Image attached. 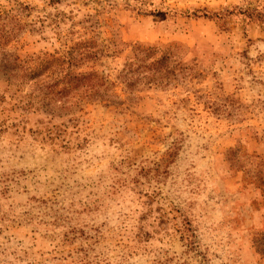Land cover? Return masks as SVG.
<instances>
[{"label": "rangeland", "instance_id": "1", "mask_svg": "<svg viewBox=\"0 0 264 264\" xmlns=\"http://www.w3.org/2000/svg\"><path fill=\"white\" fill-rule=\"evenodd\" d=\"M18 2L30 10L6 27L20 28L10 51L90 41L96 58L71 72L103 82L42 103L43 76L0 71V264H264V0H0V12ZM134 44L167 55L128 85Z\"/></svg>", "mask_w": 264, "mask_h": 264}, {"label": "trees", "instance_id": "2", "mask_svg": "<svg viewBox=\"0 0 264 264\" xmlns=\"http://www.w3.org/2000/svg\"><path fill=\"white\" fill-rule=\"evenodd\" d=\"M16 10L19 12H28L30 7L24 2H18L15 7H11L4 12H0V71L8 80L19 81L23 78L36 79L43 76L38 91L42 95L41 101L50 103L58 98H62L66 93L80 89L82 95H95L93 90L96 86L102 84L103 77H98L95 72L82 74H73L72 68L81 65L96 58V51L92 49L90 41L77 43L75 47L64 51L62 55L43 54L40 57L32 59L31 57L20 58L14 52L10 51L9 41L15 37L16 31L20 28L7 29V25L12 23L15 26L17 19ZM205 16V14H202ZM165 50H159L153 47H144L134 44L131 49L132 59L123 65L120 71L124 82L129 85L132 74L144 70L154 71L155 66L166 60ZM128 77V78H127ZM38 83V82H37ZM88 92H91L87 94ZM256 180L259 179L255 176ZM264 200V197L262 198ZM264 202V201H263ZM264 231H260V237ZM255 246V245H254ZM260 246H264L260 242ZM63 264H107L104 260L93 256L88 259L87 254H81L74 259Z\"/></svg>", "mask_w": 264, "mask_h": 264}, {"label": "crops", "instance_id": "3", "mask_svg": "<svg viewBox=\"0 0 264 264\" xmlns=\"http://www.w3.org/2000/svg\"><path fill=\"white\" fill-rule=\"evenodd\" d=\"M260 231H264V220L262 222V224L260 225ZM261 259L260 260H264V255H260Z\"/></svg>", "mask_w": 264, "mask_h": 264}]
</instances>
